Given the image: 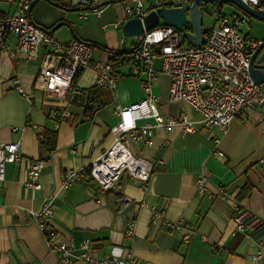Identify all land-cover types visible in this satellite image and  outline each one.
Wrapping results in <instances>:
<instances>
[{
    "label": "crops",
    "instance_id": "obj_1",
    "mask_svg": "<svg viewBox=\"0 0 264 264\" xmlns=\"http://www.w3.org/2000/svg\"><path fill=\"white\" fill-rule=\"evenodd\" d=\"M123 1L132 3L103 0L101 16L85 19L70 0H36L30 15L62 41L91 43L94 61L110 60L111 51H133L138 44L136 37L124 36L128 18ZM171 2L144 0L151 10ZM17 3L0 0V16L12 13ZM217 13L211 14L213 22ZM117 22L121 25L116 27ZM16 45V38L9 35L0 49V137L4 142H19L21 151L20 160L6 165V178L0 182V264H60L59 255L48 248L43 233L28 216L29 210L40 208L51 194L56 196L53 223L59 235L77 245L88 241L107 257L120 256L129 248L136 264H264V98L234 119L226 132L209 130L201 123L192 134L179 126L156 128L150 144L136 142L131 146L134 153L153 163L148 190L144 192L136 179L125 177L120 192L109 190L100 196L102 202H97L96 183L86 179L85 171L113 142L111 128L119 120L116 107L146 96L141 84L144 74L135 77L130 67L119 68L120 84L105 93V104L89 117L81 105L83 94L68 107L54 106L34 84L41 59L12 57L10 51ZM154 66L160 70L161 60ZM96 76L92 69L79 73L76 83L81 92L97 85ZM155 79L152 90L160 98L158 106L163 114L200 121V114L188 103L168 100L169 76L159 73ZM15 80L23 86L25 96ZM261 88L264 94V84ZM62 111L69 112L65 120L60 119ZM47 130L56 132L53 152L41 146L40 134ZM39 159L46 164L40 177L42 188L34 191L27 180L32 163ZM69 170L81 171L83 180L64 189L61 177ZM201 175L208 179L204 196L196 189ZM246 184L251 190L239 198ZM221 189L229 190L233 199L218 197ZM125 197L128 202L122 204ZM236 202L263 220L245 236L232 235ZM153 207L163 211L161 218H153ZM131 220L136 223L135 235L127 237ZM171 222L180 223L181 228L171 230L167 226Z\"/></svg>",
    "mask_w": 264,
    "mask_h": 264
},
{
    "label": "built area",
    "instance_id": "obj_2",
    "mask_svg": "<svg viewBox=\"0 0 264 264\" xmlns=\"http://www.w3.org/2000/svg\"><path fill=\"white\" fill-rule=\"evenodd\" d=\"M36 0H18L16 9L0 16V49L5 47L9 35L16 38L17 45L10 51L12 57L23 56L29 61L41 59L35 87L44 90L48 100L57 108L72 104L82 92L76 79L80 72L92 69L96 73V84L116 89L121 77L119 68L130 67L131 75L144 77L141 84L146 96L128 105H118L117 124L111 128L112 144L101 155L91 161L85 177L96 183L97 194L113 190L120 192L125 177L136 179L140 188L146 192L152 180L153 163L144 155L136 154L132 145L136 142L150 144L156 128L170 129L179 126L184 133L192 134L198 130L199 123L206 128H219L226 132L230 123L242 117L246 110L255 108L264 98L262 84L256 83L250 74L251 58L263 40L248 39L242 32L249 15L243 11L231 12L218 16L209 24L203 25V44L188 45L182 41L185 28L176 30L170 26H157L136 37L138 44L129 55L118 61L93 60L94 47L82 39L65 42L57 38L49 29L36 23L30 15ZM126 1L125 11L128 19L144 18L151 9L144 0ZM249 7L264 12V0H242ZM71 6L80 10V17L101 16L104 10L103 0H70ZM194 0H172L174 6H192ZM221 8L217 12H221ZM188 24H191L188 17ZM121 22L115 23L120 26ZM161 60V68L154 65ZM159 73L170 78L168 100L186 102L198 114L200 121L184 115L172 117L165 115L159 108L160 98L152 90ZM17 89L25 96L26 92L19 80H15ZM69 112L62 111L60 119L65 120ZM140 123V121H142ZM1 131V112H0ZM45 141L44 134H40ZM19 142H4L0 137V182L6 178V165L21 158ZM220 154V153H219ZM221 155V154H220ZM45 160L32 163L27 185L34 191L42 188L41 172ZM81 171L69 170L61 177L63 188L83 180ZM208 179L201 175L196 181V189L201 196L206 195ZM218 197L233 199L231 192L221 189ZM124 198L122 204L127 201ZM144 203V201H143ZM231 222L234 225L232 235H248L263 224L257 214L240 203L233 206ZM56 211V196L51 194L44 198L38 209L29 210V219L38 225L43 233L48 248L57 253L60 264H136V257L131 249L120 256H105L97 252L88 241L75 244L59 235L53 220ZM153 218H161L163 211L156 207L152 210ZM135 221H130L126 231L127 237L135 235ZM173 231L179 230L180 223H169ZM189 240V235L184 236ZM258 256H261L259 252Z\"/></svg>",
    "mask_w": 264,
    "mask_h": 264
},
{
    "label": "water",
    "instance_id": "obj_3",
    "mask_svg": "<svg viewBox=\"0 0 264 264\" xmlns=\"http://www.w3.org/2000/svg\"><path fill=\"white\" fill-rule=\"evenodd\" d=\"M231 3L240 11L245 12L251 17L264 21V12L249 7L242 0H194L192 6H174V7H158L148 13L143 19L134 17L128 19L123 25V33L125 38L138 37L145 30L153 29L160 24L173 27L176 30H182L187 26L188 17L194 27V31H186L182 33V41L188 40L193 46H201L203 44V25L204 12L203 4H212L210 14L217 12L223 4ZM250 65V74L252 79L258 84H264V40L258 45L256 51L252 55Z\"/></svg>",
    "mask_w": 264,
    "mask_h": 264
},
{
    "label": "trees",
    "instance_id": "obj_4",
    "mask_svg": "<svg viewBox=\"0 0 264 264\" xmlns=\"http://www.w3.org/2000/svg\"><path fill=\"white\" fill-rule=\"evenodd\" d=\"M163 7H172L171 4H163ZM220 16H222V11L217 13ZM160 26H164V24H159ZM186 30L193 32L194 31V27L192 24H188L185 27ZM186 41V40H185ZM188 41V40H187ZM191 44V43H190ZM189 44V45H190ZM192 46V44H191ZM133 51H126V50H120V51H111L112 56L110 58L111 61H118L122 56L124 55H129L131 54ZM111 89L109 87L106 86H99L96 85L95 87L87 90H82V94L83 96L81 97L82 102L81 105L82 107H84L85 109V114L86 116H93V114L95 113V111L101 106H103L105 103L102 100L103 96L108 95L110 93ZM81 94V95H82ZM88 102H91V105L88 104ZM56 132L55 131H51V130H47L44 134L45 137V141H42L41 146L43 147V149L49 151V152H53L56 149ZM251 190V186L249 184H246L241 192H240V197L239 198H244L245 195H247Z\"/></svg>",
    "mask_w": 264,
    "mask_h": 264
},
{
    "label": "rangeland",
    "instance_id": "obj_5",
    "mask_svg": "<svg viewBox=\"0 0 264 264\" xmlns=\"http://www.w3.org/2000/svg\"><path fill=\"white\" fill-rule=\"evenodd\" d=\"M212 7H213L212 4L202 5V9L204 12V25L205 24L209 25L213 23L212 15L208 13L212 9ZM220 10L226 14H231V12L233 13V12L240 11L236 6H234L231 3L223 4ZM242 30L245 35L250 34L252 37L264 39V21L263 20L249 16V21L244 23Z\"/></svg>",
    "mask_w": 264,
    "mask_h": 264
},
{
    "label": "bare ground",
    "instance_id": "obj_6",
    "mask_svg": "<svg viewBox=\"0 0 264 264\" xmlns=\"http://www.w3.org/2000/svg\"><path fill=\"white\" fill-rule=\"evenodd\" d=\"M218 11V10H217Z\"/></svg>",
    "mask_w": 264,
    "mask_h": 264
}]
</instances>
